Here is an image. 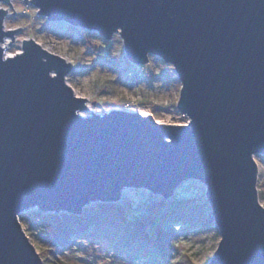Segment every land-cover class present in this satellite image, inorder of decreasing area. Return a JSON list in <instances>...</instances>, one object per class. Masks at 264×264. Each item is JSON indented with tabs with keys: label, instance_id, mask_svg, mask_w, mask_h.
Listing matches in <instances>:
<instances>
[{
	"label": "water",
	"instance_id": "water-1",
	"mask_svg": "<svg viewBox=\"0 0 264 264\" xmlns=\"http://www.w3.org/2000/svg\"><path fill=\"white\" fill-rule=\"evenodd\" d=\"M27 1L50 21L118 32L136 63L148 54L170 63L188 119L81 116L70 64L30 38L6 55L4 38L20 28L0 23V264H41L18 219L31 207L80 215L125 188L167 199L190 179L205 184L219 233L207 264H264L253 158L264 154V0Z\"/></svg>",
	"mask_w": 264,
	"mask_h": 264
},
{
	"label": "rangeland",
	"instance_id": "rangeland-1",
	"mask_svg": "<svg viewBox=\"0 0 264 264\" xmlns=\"http://www.w3.org/2000/svg\"><path fill=\"white\" fill-rule=\"evenodd\" d=\"M8 2L0 0V9H6L0 23L4 30L20 29L13 32L12 41L10 36L4 38L2 45L5 46V54L22 52V40L30 38L40 48L69 63L65 81L76 96L86 99L87 109L79 112L81 116H91V112L100 115L110 110H122L149 114L160 123H186L187 116L177 108L181 84L170 63L153 54H148L144 62L136 63L126 55L118 32L106 38L95 30L62 20L50 21L37 13L29 1ZM97 50L107 53V56H99ZM253 158L257 166V200L264 207V154H255ZM185 199L206 203V214H211L205 198V184L194 179L184 181L167 199L144 189L125 188L112 203L128 207L138 217H145L154 202ZM35 210L38 209L31 207L23 211L18 219L38 252L41 264H136L129 263L124 256L115 258L110 247L97 239L87 242L70 237L67 243H72L71 249L54 252L45 243L47 232L44 224L37 219L36 223L30 224L28 220L20 218L24 214H33ZM197 227L196 223L188 225L180 222L175 225V240L165 258L170 264L181 261L183 255L188 256L192 264H207L219 240V233L212 219L210 232L214 230L215 233L216 229V235L210 233L202 240L194 241ZM149 263L146 261V264Z\"/></svg>",
	"mask_w": 264,
	"mask_h": 264
},
{
	"label": "trees",
	"instance_id": "trees-1",
	"mask_svg": "<svg viewBox=\"0 0 264 264\" xmlns=\"http://www.w3.org/2000/svg\"><path fill=\"white\" fill-rule=\"evenodd\" d=\"M97 54L107 56L100 50ZM202 203H195L192 199L159 200L152 203L148 216L138 217L126 206L97 201L83 208L80 215L35 210L33 214H24L20 218L30 224L36 223L35 219L43 223L47 232L45 243L54 252L71 249L72 243H67L70 237L87 242L97 239L110 247L115 258L124 256L129 263L146 264L149 261V264H170L165 258L175 240L176 224L196 223L194 241H200L210 233L216 235V229L215 233L214 230L210 232L213 217L206 214L207 204ZM175 264L192 263L188 256L183 255L181 261Z\"/></svg>",
	"mask_w": 264,
	"mask_h": 264
}]
</instances>
